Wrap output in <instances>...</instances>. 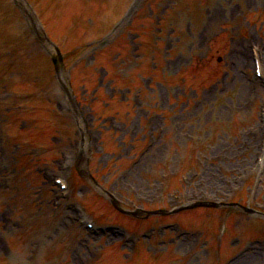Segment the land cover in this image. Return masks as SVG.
Listing matches in <instances>:
<instances>
[{
    "label": "rangeland",
    "instance_id": "obj_1",
    "mask_svg": "<svg viewBox=\"0 0 264 264\" xmlns=\"http://www.w3.org/2000/svg\"><path fill=\"white\" fill-rule=\"evenodd\" d=\"M88 1H34L49 15L61 7L52 40L70 53L84 44L53 73L38 14L0 0V264H214L232 203L264 211V165L252 167L264 137L253 152L248 136L259 123L250 90L264 103L251 55L264 58V0H122L111 23L117 7L106 21V0ZM124 34L118 60L107 48ZM12 113L40 126L19 140ZM192 204L215 208L147 218ZM241 216L228 221L219 264H264V224ZM94 219L102 230L86 228Z\"/></svg>",
    "mask_w": 264,
    "mask_h": 264
},
{
    "label": "bare ground",
    "instance_id": "obj_2",
    "mask_svg": "<svg viewBox=\"0 0 264 264\" xmlns=\"http://www.w3.org/2000/svg\"><path fill=\"white\" fill-rule=\"evenodd\" d=\"M252 143V145H251V147H252V151L254 152V150L257 148V138H254V142H251ZM251 258V256L249 257V259Z\"/></svg>",
    "mask_w": 264,
    "mask_h": 264
}]
</instances>
